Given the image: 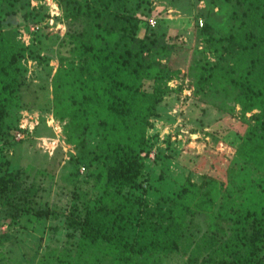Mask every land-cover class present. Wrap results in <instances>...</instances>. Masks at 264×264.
Returning <instances> with one entry per match:
<instances>
[{"label": "trees", "instance_id": "16d2710c", "mask_svg": "<svg viewBox=\"0 0 264 264\" xmlns=\"http://www.w3.org/2000/svg\"><path fill=\"white\" fill-rule=\"evenodd\" d=\"M26 1L0 0V148L11 145L12 129L20 128L14 117L30 108L28 60H47L37 40L26 45L10 27L27 10ZM55 1L70 24L62 42L70 55L59 57L49 108L65 122L68 140L80 150L75 159L87 171L83 177L77 171L73 181L64 244L26 264H106L105 255L114 256L109 264H163L173 253L186 254V264H264V0H210L224 18L204 23L203 47L195 49L188 70L196 96L221 110L232 109V100L241 108L239 122L216 125V140L235 148L227 176L215 177L204 192L191 179L178 184L161 170L150 181L155 203L139 192L149 181L146 130L164 100L158 82L180 77L179 69L163 63L177 35L151 29L140 16L145 0ZM5 157L0 220L7 229L0 232V261L29 220L58 217L33 168ZM98 183L103 190L92 197ZM198 215L206 225L200 235L193 231ZM125 218H139L148 237L135 240L117 228Z\"/></svg>", "mask_w": 264, "mask_h": 264}, {"label": "rangeland", "instance_id": "374dc122", "mask_svg": "<svg viewBox=\"0 0 264 264\" xmlns=\"http://www.w3.org/2000/svg\"><path fill=\"white\" fill-rule=\"evenodd\" d=\"M26 2L28 18L24 17L25 11H21L22 17H18V22L10 27L18 30V38L26 45L34 39L37 40L40 52L47 60L43 64L32 59L27 62L25 78L26 86L29 84V87L25 89H28L27 100L30 108L22 109L14 117L13 121H18L20 128L12 129L11 145H7V142L1 145L0 158L5 159L8 156L14 166L33 168L32 175L36 176V183L43 188L42 193L48 200V206L58 212V217H49L41 222L29 220L25 234L19 233L21 236L17 238L18 242L15 245L6 244L9 254L0 264H26L28 259L33 260L36 255L43 256L50 247L64 244L67 239L63 226L64 215L73 207V181L77 179V171H80L81 177L87 171L84 164L81 165V161L75 159L80 150L68 140L65 122L56 118L49 108L52 98L51 79L60 64L59 57L61 54L70 55L68 46L62 44L69 29V21L64 19L55 0ZM218 10V7L212 6L210 0H145L144 12L140 14L142 18L148 19L150 25L151 18L157 20V24L151 26V29L177 35L176 47L170 58L164 59L163 63H167L171 69L181 71L180 77L158 82V91L164 100L146 130L150 152L143 161L146 165L145 171L149 172V181L139 192L144 199L151 202L155 203L158 197L150 186L152 178L155 179V173L164 170L178 184L189 178L205 192L215 177L227 176L229 161L234 156L235 148L227 141L218 142L215 131L220 130L216 126L220 120L239 122L240 106L232 100L228 101V106L232 109L221 110L207 99L199 98L194 94L192 78L188 75L189 66L195 58V49L203 47L200 18L204 23L210 21L220 24L224 16ZM209 11L210 18H207ZM36 94L38 100L43 98L35 101L33 97ZM221 102L217 101V105ZM251 114L248 113V116ZM26 129L28 130L24 131ZM36 168L46 172H36ZM102 190L103 184L98 183L92 197L99 196ZM142 214V209H139V215ZM196 217L193 231L200 235L198 229H204L206 225L203 215ZM138 220L139 218H125L119 221L117 228H121L135 240L145 239L148 233L139 226ZM1 222L2 220V233L7 229V224ZM113 259L112 255L104 256L106 264ZM186 261V254L173 253L163 264H186Z\"/></svg>", "mask_w": 264, "mask_h": 264}, {"label": "built area", "instance_id": "2783aa9c", "mask_svg": "<svg viewBox=\"0 0 264 264\" xmlns=\"http://www.w3.org/2000/svg\"><path fill=\"white\" fill-rule=\"evenodd\" d=\"M150 23L152 26H155L157 24V20L155 18H151L150 19ZM200 25L203 26L204 25V21L202 18H200Z\"/></svg>", "mask_w": 264, "mask_h": 264}]
</instances>
